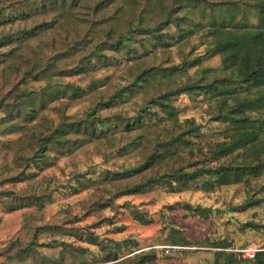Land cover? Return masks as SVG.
Returning a JSON list of instances; mask_svg holds the SVG:
<instances>
[{"label": "trees", "instance_id": "obj_1", "mask_svg": "<svg viewBox=\"0 0 264 264\" xmlns=\"http://www.w3.org/2000/svg\"><path fill=\"white\" fill-rule=\"evenodd\" d=\"M243 6L255 8V24L235 25L236 14H244ZM197 9L210 10L212 27L203 35L215 37L216 54L235 71L220 81L177 83L172 78L175 70L158 64V55L177 43L172 28L181 29L182 20ZM117 66L121 78L116 79L112 67ZM228 84L234 89L221 91ZM251 88L259 90L254 97L245 93V104L240 96ZM99 89L102 92L97 94ZM141 93L145 95L140 99ZM192 93L217 99L212 118L226 124L222 140H211L206 149L198 146L206 160L202 165L188 159L182 163L183 149L193 150L189 137L204 134L195 119L179 117L176 102ZM88 94L97 97L87 111L69 117L71 103L86 101ZM125 104L131 108H119ZM262 106L264 0H0V111L5 115L0 123L5 130L20 133L13 142L4 141L16 164V170L5 175L7 181L33 180L53 156L73 152L78 141H98L112 152L144 153L134 165L115 172L126 179L136 177L124 187L128 195L147 193L157 182L179 192L204 176L210 189L238 184L264 171V119L249 114ZM54 113L56 117L51 116ZM158 165L165 172L157 170ZM192 166L197 167L192 171ZM2 190L0 195L11 200L12 209H42L53 191ZM110 195L96 203L107 204ZM233 246L225 242L221 253H216L224 254L225 264L236 258ZM2 253L5 260L0 264H75L76 258L47 262L33 244L15 243ZM155 255L156 251L147 250L122 257L110 244L96 262L145 264ZM79 264L93 263L81 259ZM244 264H264V251L244 259Z\"/></svg>", "mask_w": 264, "mask_h": 264}, {"label": "rangeland", "instance_id": "obj_2", "mask_svg": "<svg viewBox=\"0 0 264 264\" xmlns=\"http://www.w3.org/2000/svg\"><path fill=\"white\" fill-rule=\"evenodd\" d=\"M245 8L243 6L244 14L237 11L235 25L247 21L256 23L255 8ZM180 14L184 15L183 11ZM209 16L210 10L206 13L193 10L182 20L181 29L172 28L171 33L175 34L177 43L166 51L161 50L158 55V64L175 70L172 78L177 83L220 81L235 71L234 67L224 64L223 56L216 54L215 37L207 33L203 35L212 27ZM149 58L151 56L145 57L146 60ZM119 67H112L115 71L113 78H121ZM61 81L76 82L75 79ZM231 85L221 91L233 90ZM258 90H245L240 96L243 103L248 102L245 93L254 97ZM101 92L102 89L97 90V94ZM144 95L141 93L140 99ZM86 97V101L71 103L73 106L67 113L69 117L81 116L97 96L88 94ZM217 98L219 101L222 99L221 96ZM229 103L236 105L233 100ZM176 105L180 120L195 119L200 124L201 133H204L201 137H189L193 141L189 145L193 150L183 149L182 163L187 162L186 159L191 164L205 163L198 146L206 149L211 140H222L220 133L226 129V124L212 118L217 99L203 93L184 94ZM119 108L131 107L125 104ZM249 114L264 119V106L258 112L249 111ZM4 116L0 111V119ZM51 116L56 117V114ZM4 127L0 123V191L5 189L18 194L35 188L53 191L42 209L35 206L12 209L11 200L0 195V263L5 260L2 251L15 243L23 246L33 244L47 262L55 259L70 262L72 257H76L75 264H79L81 259L99 264L96 261L101 258L103 248L110 244L119 250L122 257L147 250L156 251L155 259L145 264H225L224 254H216L221 253L225 242L239 251L249 246L264 248V171L260 176L245 177L238 184L215 189L204 185V181L209 180L204 176L200 182H193L191 187L179 192L157 182L147 193L128 195L124 187L129 183L127 181L136 177L126 179L118 177L115 172L134 165L144 153L139 150L112 152L98 141L86 145L78 141L73 152L62 157L53 156L51 164L39 170L35 179L12 183L5 180V175L13 173L16 164L4 141L13 142L20 133ZM244 156L238 161L241 162ZM196 167L190 169L193 171ZM159 169L161 173L166 170L158 165ZM108 192L111 195L107 197V204H97L96 200L106 198ZM40 227H46L45 231H39ZM234 253L236 258L229 264H244L247 258L240 252Z\"/></svg>", "mask_w": 264, "mask_h": 264}, {"label": "built area", "instance_id": "obj_3", "mask_svg": "<svg viewBox=\"0 0 264 264\" xmlns=\"http://www.w3.org/2000/svg\"><path fill=\"white\" fill-rule=\"evenodd\" d=\"M170 250L167 248L166 249V252H169ZM233 252H240L242 255H243V257L244 258H247V259H254L255 258V256L259 253V252H261V251H264V249L263 248H260V247H258V246H249V247H247L246 249H243V250H236V249H234V250H232Z\"/></svg>", "mask_w": 264, "mask_h": 264}]
</instances>
